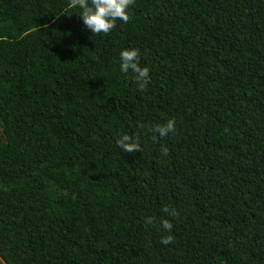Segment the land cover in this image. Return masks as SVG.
<instances>
[{"label":"trees","instance_id":"1","mask_svg":"<svg viewBox=\"0 0 264 264\" xmlns=\"http://www.w3.org/2000/svg\"><path fill=\"white\" fill-rule=\"evenodd\" d=\"M128 11L0 0V264H264V0Z\"/></svg>","mask_w":264,"mask_h":264},{"label":"clouds","instance_id":"2","mask_svg":"<svg viewBox=\"0 0 264 264\" xmlns=\"http://www.w3.org/2000/svg\"><path fill=\"white\" fill-rule=\"evenodd\" d=\"M133 0H73V6L79 9V16L83 26L94 35L109 33L116 27L117 20L127 23L130 20L129 7ZM140 51L138 48H125L120 51L119 70L127 74L131 70L134 80L139 89L146 87L150 80V69L141 67ZM159 138H164L175 131V120L169 119L154 129ZM118 146L126 153L140 151V144L137 139L129 134H122L117 140ZM151 223L150 218H146ZM162 227L170 231L173 225L170 221H162ZM172 237L166 236L161 239L163 245L171 243Z\"/></svg>","mask_w":264,"mask_h":264}]
</instances>
